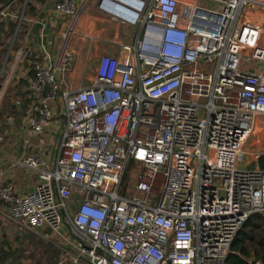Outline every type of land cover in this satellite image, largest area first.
Returning <instances> with one entry per match:
<instances>
[{
	"label": "built area",
	"instance_id": "built-area-1",
	"mask_svg": "<svg viewBox=\"0 0 264 264\" xmlns=\"http://www.w3.org/2000/svg\"><path fill=\"white\" fill-rule=\"evenodd\" d=\"M90 1H54L73 19L59 55L43 23L29 39L36 48L22 43L1 70L0 109L27 64L30 135L48 130L54 141L15 162L36 175L29 192L0 168V207L20 230L53 239L58 264H225L244 224L264 213V171L241 164L264 117V25L245 14L264 0H99L138 32L118 57L100 58L90 86L62 91ZM11 16L0 2V27Z\"/></svg>",
	"mask_w": 264,
	"mask_h": 264
},
{
	"label": "crops",
	"instance_id": "crops-1",
	"mask_svg": "<svg viewBox=\"0 0 264 264\" xmlns=\"http://www.w3.org/2000/svg\"><path fill=\"white\" fill-rule=\"evenodd\" d=\"M15 1L12 0L9 5L11 6ZM54 1L48 0L43 6L37 5L36 10L38 11V16L41 17L30 20L29 24L30 30L35 25L42 26L43 23L47 25L48 40L53 44V49L51 48V50L57 56L63 46L65 33L72 24L73 19L57 15L53 11ZM0 2L3 5H8L3 0H0ZM79 2L81 6L84 0H79ZM245 18L253 22H260L264 25V10L257 7H249ZM137 32L138 29L124 26L110 19L100 11L99 0H91L87 8L75 20V34L70 37L68 45L75 54V60L72 71L63 75V77L65 76L66 84L62 85V91L67 89L78 90L82 87L90 86L95 79L96 68L100 58L104 55L118 57L120 54L119 42L124 36H126L128 41H133ZM29 39L31 38L27 36L23 43L31 45L32 48H36L34 47L35 45L29 43ZM9 54L10 52L0 58V74L3 67H5L4 72L6 74L12 70L13 60L9 61ZM14 76V80L26 79L25 73H23V66H16ZM1 85L2 83L0 81ZM16 106L18 107L19 105ZM26 118L25 114L22 119L23 125L19 126L21 134H18L22 135L21 137L17 135V138L12 143H9L12 133L11 135L6 133L4 139L3 137L0 138V168L4 171L5 179L9 183H12L20 193H27L33 189L36 185V175L22 167L16 166L15 162L26 155L33 154L43 147L51 150L52 142L54 141L52 133L48 130L43 135H30L29 125L26 127L24 122ZM259 119L256 121L255 129L257 128ZM8 123L13 126L14 120H9ZM242 168L246 169L244 167ZM254 169H258V166ZM0 219L7 221L11 226H15L9 219L5 206L0 207ZM11 236H14V231L3 229L0 226V241L2 238H11Z\"/></svg>",
	"mask_w": 264,
	"mask_h": 264
},
{
	"label": "trees",
	"instance_id": "trees-1",
	"mask_svg": "<svg viewBox=\"0 0 264 264\" xmlns=\"http://www.w3.org/2000/svg\"><path fill=\"white\" fill-rule=\"evenodd\" d=\"M12 0H3L10 4ZM48 0H28L24 8L23 0H16L10 6L12 16L0 27V58L9 52V61L13 60L15 53L26 37L32 38L38 34L41 26L35 25L30 30V20L41 17L36 10L37 5L43 6ZM4 55V56H3ZM27 67V64L23 65ZM33 76V72L30 73ZM19 101V106L16 103ZM33 103L30 84L26 79L14 80L6 92L0 110V121L8 126L9 120L19 122L22 126L23 116ZM2 128L1 133L4 132ZM136 165L131 162L123 179V186L132 185L130 170ZM126 193V191H125ZM23 241L28 246L27 250L18 249L17 245L7 244L8 250L2 251V259L12 261L13 264H26L27 261L34 264H58L63 253L52 243L39 236L26 233ZM264 264V213L255 214L244 224L232 243L231 251L225 264Z\"/></svg>",
	"mask_w": 264,
	"mask_h": 264
},
{
	"label": "rangeland",
	"instance_id": "rangeland-1",
	"mask_svg": "<svg viewBox=\"0 0 264 264\" xmlns=\"http://www.w3.org/2000/svg\"><path fill=\"white\" fill-rule=\"evenodd\" d=\"M19 122L14 121V125L11 126L8 124V126L4 125L3 122L0 121V138L3 137L6 133H9L11 135L12 133V137L9 139V143H12L16 138L17 135L18 137H21L22 135L20 130H19ZM5 127L4 132L1 133L2 128ZM19 130V131H18ZM18 131V132H16ZM20 133V134H18ZM31 152V151H30ZM264 155V117H261L258 120V125L257 128L254 130L253 134L251 135V137L249 138L248 142L246 143L245 147H244V152L242 155V167L251 170L254 169L257 166V158ZM135 182V177H133L131 179V183L134 184ZM0 226L3 229H7V230H11L14 231V236L7 237V238H2V240L0 241V246L3 250V252L8 250V246L7 244H13V245H17L18 249H23V250H27L28 246L26 245V243L23 241L24 239H22V237H24L26 235V233L23 230H20L19 228H16L14 225L11 226L10 223H8L7 221H4L2 219H0ZM16 235V236H15ZM42 238V237H40ZM44 239V238H42ZM46 240V239H44ZM49 243H52L54 245V243L52 242L53 239H49L46 240ZM2 264H13L12 261H7L4 260V258L2 259ZM27 264H34V262L31 261H27Z\"/></svg>",
	"mask_w": 264,
	"mask_h": 264
},
{
	"label": "water",
	"instance_id": "water-1",
	"mask_svg": "<svg viewBox=\"0 0 264 264\" xmlns=\"http://www.w3.org/2000/svg\"><path fill=\"white\" fill-rule=\"evenodd\" d=\"M24 122H25V126L27 127L29 125L28 119L26 118ZM257 166L259 170L264 171V155L257 158ZM71 213L74 214L73 211H71Z\"/></svg>",
	"mask_w": 264,
	"mask_h": 264
}]
</instances>
